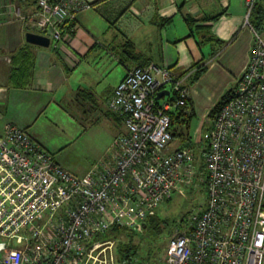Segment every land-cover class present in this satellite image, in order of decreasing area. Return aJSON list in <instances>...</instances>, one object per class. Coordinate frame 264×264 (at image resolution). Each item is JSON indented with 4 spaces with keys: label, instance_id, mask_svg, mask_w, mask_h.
Masks as SVG:
<instances>
[{
    "label": "built area",
    "instance_id": "built-area-1",
    "mask_svg": "<svg viewBox=\"0 0 264 264\" xmlns=\"http://www.w3.org/2000/svg\"><path fill=\"white\" fill-rule=\"evenodd\" d=\"M91 0H36L17 17L56 50L68 48L71 24ZM255 0H247L249 16ZM230 100L219 110L204 151L207 206L190 231H176L167 264H264V36ZM172 98L157 104L158 93ZM169 95V96H170ZM189 91L167 68L130 69L109 100L127 131L112 155L84 174L54 160L29 132L8 124L0 136V264H117L115 240L93 241L115 227L136 231L173 194L198 177L192 148L170 151V111ZM110 151V150H109Z\"/></svg>",
    "mask_w": 264,
    "mask_h": 264
},
{
    "label": "crops",
    "instance_id": "crops-1",
    "mask_svg": "<svg viewBox=\"0 0 264 264\" xmlns=\"http://www.w3.org/2000/svg\"><path fill=\"white\" fill-rule=\"evenodd\" d=\"M91 1L90 9L78 13L68 57L53 45L26 42L28 29L17 12H34L36 0H0V136L14 124L60 165L84 174L79 173V146L55 156L69 145L59 149L44 139L42 125L51 122L47 113L73 104L77 113L106 122L113 142L127 131L124 118L109 109L115 88L130 69L155 64L188 89L195 114L191 139L201 141L208 119L214 125L210 112L234 92L254 54L247 0ZM195 65L207 69L192 84ZM176 144L169 150L178 149Z\"/></svg>",
    "mask_w": 264,
    "mask_h": 264
},
{
    "label": "rangeland",
    "instance_id": "rangeland-1",
    "mask_svg": "<svg viewBox=\"0 0 264 264\" xmlns=\"http://www.w3.org/2000/svg\"><path fill=\"white\" fill-rule=\"evenodd\" d=\"M28 32L39 33L38 30H28ZM47 117L51 119L53 125L51 122L42 125H46L45 129H43L44 139L47 143L58 144L59 149L69 145L65 150L54 152L55 156L64 151L70 153L78 148L76 146H79V173L81 171L86 173L102 160L112 155V135L114 132L103 120L99 122L91 115L77 113V107L73 104L67 105L65 110L58 112V114L54 110H50L47 113ZM92 119H94V122L91 121ZM191 127H195V125L191 124ZM211 127L212 121L208 119L204 125L202 140L192 143L196 158L195 166L198 168V177L196 176V180L192 184L185 185L177 190L173 194L172 199L164 202L158 208L157 214L165 227L159 231L149 222L148 227H142L130 233L133 237L132 246L134 247L131 249L133 256L131 264H167L166 255L171 236L176 231L181 233L189 232L193 216L206 209L207 187L201 183V179L204 177L202 172L206 173V167L202 155L209 145L207 135ZM70 147L71 149H69ZM68 155L71 160L72 156ZM74 161H77L76 158ZM128 238L129 236H122L117 242L128 241ZM106 239V233L96 234L92 238L93 241H104ZM114 250L116 254L118 251L117 243ZM117 262L121 264L119 260Z\"/></svg>",
    "mask_w": 264,
    "mask_h": 264
},
{
    "label": "trees",
    "instance_id": "trees-1",
    "mask_svg": "<svg viewBox=\"0 0 264 264\" xmlns=\"http://www.w3.org/2000/svg\"><path fill=\"white\" fill-rule=\"evenodd\" d=\"M249 20L251 26L255 29V31L258 34L264 36V0H255ZM69 28H74V24H71ZM194 67L196 68V73L193 76L192 84H194L207 69L206 67H200L199 65H195ZM232 94L233 92H230L227 95L223 96V98L216 104V106L210 112V118L215 119L216 114L230 100ZM172 96L173 95L171 94L170 96H166L164 98L176 100V98H172ZM162 101L163 100L158 101L157 104L160 105ZM169 114L171 116L170 131L173 136V142L176 141L179 144V148H192L191 124L193 118L195 117L192 101L187 98L183 106L174 108L170 111ZM206 178L207 175L205 174L203 179L205 180ZM201 183L207 187L206 182ZM149 222L156 230L159 231L163 227H165L163 222L160 221L158 214L147 219V221L145 222L146 227H148ZM131 232L132 231L126 228L115 227L106 233V240H115V242L117 243V260H119L121 264H131V262L133 261L131 249L134 247L132 246L133 237L130 234ZM122 236H129L128 241L117 242V240H120L119 238Z\"/></svg>",
    "mask_w": 264,
    "mask_h": 264
},
{
    "label": "water",
    "instance_id": "water-1",
    "mask_svg": "<svg viewBox=\"0 0 264 264\" xmlns=\"http://www.w3.org/2000/svg\"><path fill=\"white\" fill-rule=\"evenodd\" d=\"M26 42L28 44H31L34 46H39V47H44V48H49L51 45L50 38H48L42 34L34 33V32H27L26 33ZM169 95H170L169 90H163V91L158 93L157 99L160 100V99H162L163 96H169Z\"/></svg>",
    "mask_w": 264,
    "mask_h": 264
}]
</instances>
